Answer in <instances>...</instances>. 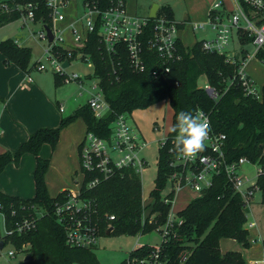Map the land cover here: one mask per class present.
<instances>
[{
    "label": "trees",
    "instance_id": "16d2710c",
    "mask_svg": "<svg viewBox=\"0 0 264 264\" xmlns=\"http://www.w3.org/2000/svg\"><path fill=\"white\" fill-rule=\"evenodd\" d=\"M20 1L36 5L34 22L52 28L46 0H13L14 3ZM115 1L117 0H91L101 11L109 8ZM156 14L173 19L168 6H159ZM210 14L211 12L208 13L209 16ZM17 18L15 10L0 13V27ZM52 49L60 54L61 59L69 62L78 58L87 59L92 66V73L85 78L97 82L109 110L97 118L85 104L72 115L61 118L56 127L37 128L15 151L0 154V173L8 164H18L24 154H30L35 159L32 173L33 197L24 199L0 191V207L6 216L7 229L14 228L22 217L35 216L32 207L43 210L32 229L22 234L2 236L4 246L10 244L28 256L23 264H100L94 253L95 248H76L66 243L63 228L53 211L55 202L61 201L68 190H62L52 198L48 195L44 182L49 159L41 156L43 145H48L53 150L60 131L77 118L83 120L86 132L104 138L109 136L110 125L116 116L131 114L135 109L165 99L172 110V126L176 113L180 110H200L208 115L212 130L225 135V155L228 162L245 157L264 168V81L259 98L247 94L239 79V64L226 63L224 55L205 51L201 40L196 41L191 48L178 42L180 58L169 65L167 73L159 77L151 74L154 69H164L155 54L144 48L146 69L141 73L135 72L130 66L125 48L119 46L116 53L107 52L100 43L97 30L88 35L85 46L79 50L69 52L57 45H53ZM0 51L6 60L20 69L25 71L28 68L29 48L19 47L14 41L7 39L0 42ZM255 58L264 65V50H259ZM55 77V85L62 83L60 76ZM201 77L216 92V97L208 95L198 85ZM169 133L175 134L171 130ZM168 159L167 151L161 149L155 185L150 191L154 200L146 218H143L140 175L132 168L116 170L113 175L92 188L86 187L92 175L85 173L80 194L91 202L100 236L105 235L108 229H111L112 235L145 234L159 230L164 225L170 206L160 200V192L170 173ZM259 185L264 186V177L259 180ZM260 197L261 204H264V193ZM21 206L28 209L21 210ZM12 210L16 212L15 216H11ZM154 213L155 216L150 220L149 217ZM109 216L114 218L109 219ZM176 217L181 220V224L174 226L173 238L163 244L161 252L168 264H245L240 252H220L221 239L235 240L243 248L250 246L244 203L239 194L227 184L223 175L216 177L213 185L187 203L177 212ZM262 249L264 264V240ZM151 251V246L143 245L142 248L131 251L129 256H144ZM183 255L186 256L184 261L181 260ZM120 264H124V260Z\"/></svg>",
    "mask_w": 264,
    "mask_h": 264
},
{
    "label": "built area",
    "instance_id": "2783aa9c",
    "mask_svg": "<svg viewBox=\"0 0 264 264\" xmlns=\"http://www.w3.org/2000/svg\"><path fill=\"white\" fill-rule=\"evenodd\" d=\"M69 1L46 0L49 17L52 21L50 30L53 34V41L48 42V47L44 52L47 62L36 65L39 71L49 70L60 76L63 83L77 82L78 86L83 88L84 81L88 80L86 78L82 79L74 72L67 74L66 70L70 62L56 55L52 47L57 45L69 52L79 50L85 46L88 35L95 30L99 32L100 43L107 52L116 53L119 46L125 48L130 66L135 72L141 73L146 69L143 56L144 48L155 54L164 68L154 69L151 72L153 77H159L167 73L169 65L180 58L177 44L181 42L178 37L181 24L173 19H168L164 15L155 14L151 19L148 16L140 18L129 15L125 0L115 1L103 11L91 0L90 2L89 0H82L79 10L81 12L77 14L75 20L78 27L74 24L71 25V42H65L62 29L57 26V22L64 19L63 10ZM35 8L36 5L31 2L20 1L14 3L13 0L0 2V13L15 10L23 25L34 22ZM209 12L211 14L208 15V21L205 24H195L192 27L194 30L207 27L211 34L210 37L201 40L202 48L207 52L224 55L226 63L239 64L238 75L246 93L259 98L261 90L257 89L255 82L244 71V68L250 56L255 57L259 50H264V0H233V9L231 10H227L224 0H215ZM39 35L47 40L42 25ZM246 39H249V41L246 42ZM248 44L254 49L252 55L245 49V45ZM76 60L88 62L86 58ZM66 61L68 66L64 67L63 64ZM91 81H93V84L86 104L92 110L94 116L99 118L109 110V107L97 82L95 80ZM203 88L208 95L216 97V92L209 85L206 84ZM2 109L3 105H0V113ZM59 110L62 111V107ZM205 116L207 117L209 134L204 150L195 159L185 158L177 148L174 139L175 134L171 135L170 131L158 141L157 161L161 149L166 150L169 156L167 162L170 173L166 182L171 184V191L160 199L163 204L170 206L169 213L166 222L159 229L162 236L159 244L151 246L152 251L144 256H129L128 254L124 259V264H168V260L161 255L162 247L163 244L173 238L174 226L181 224V220L176 217L177 212L175 214L171 213V206L173 198L177 194L176 192L187 188L199 196L213 185L216 177L223 175L227 184L241 197L244 208L253 203L255 195L261 196L264 193V186L259 185V180L264 177V168L251 163L245 157L228 162L225 155L226 137L224 134L212 130L209 117L207 114ZM1 135L2 130L0 129ZM145 147V141L135 127L128 122L127 115L116 116V119L110 125L108 137L102 138L90 132L85 133L79 149V174L81 176L79 183L75 184V190H68L61 201L55 202L53 211L58 223L63 228L65 240L69 246L93 249L100 237L99 225L94 219L91 202L82 198L80 194L85 173L92 175L86 183L87 188L96 186L101 180L113 175L116 170L124 168H132L140 175L147 166L146 160L141 155ZM243 163L254 167L253 178L240 174ZM151 204H146L142 194L143 218H146L149 214ZM26 209L28 208L21 206V210ZM32 209L35 216L22 217L14 228L7 229L5 226L6 216L0 207V224H3L5 228V233L3 235L0 233V243L3 242L2 249L5 247L4 235L22 234L34 227L35 220L43 214V210L36 207H32ZM15 215L16 212L12 210L11 216ZM113 218V216H109V219ZM246 224H248L247 227L251 228L255 227L256 223L252 220L250 222L246 221ZM6 246L9 247L8 258H14L17 254H22L23 261L20 264H23L25 253L17 251L10 244ZM142 246V244L138 245L135 249L142 248ZM2 249H0V252ZM185 258L186 256L183 255L181 260L184 261Z\"/></svg>",
    "mask_w": 264,
    "mask_h": 264
},
{
    "label": "rangeland",
    "instance_id": "374dc122",
    "mask_svg": "<svg viewBox=\"0 0 264 264\" xmlns=\"http://www.w3.org/2000/svg\"><path fill=\"white\" fill-rule=\"evenodd\" d=\"M81 1L70 0L68 6L63 10L64 13L65 11L69 14L72 13L73 9H75V4L81 7ZM230 1L232 4V0ZM125 2L128 14H135L140 18L147 17L153 5L168 6L171 10L173 20L178 23L183 22L186 15L189 17L191 23H206V10L208 7L211 8L213 4V0H125ZM62 21L58 22L62 23ZM40 30L41 24L39 22H29L27 25H23L19 18L10 22L8 25L0 27V42L4 38H8L12 41H17L20 44L19 47H27L30 49V58L28 68L26 69L28 71H24L14 63L6 60L5 55L0 51V75L2 73L1 70L12 68L20 74L12 78V80L21 79V84L17 88V92L13 94L14 96L20 97L19 100L14 99L13 103L17 118L9 114H4L7 119L4 116L2 117V120H5L7 125H3L5 135L3 134L0 137V149L4 148L5 151L8 149L11 152L15 151L18 145L29 136L28 130L32 129L29 126L30 122L33 125L34 123L36 125L39 124L38 126L41 127H56L61 118L72 115L77 108L84 106L89 98V92H91V85L93 84L91 80L86 79L88 81H84L83 88H80L77 82H62L55 85L54 79H56V75L53 72L49 70L39 71L36 68L38 63L47 62L44 52L49 44L46 39L40 37ZM206 36L210 37L207 27L193 30V32H186L183 39L187 45H190L204 37L206 38ZM67 39H65V42H68ZM235 46L237 45L235 44ZM245 49L250 55L253 54L254 49L250 44L245 45ZM54 53L60 56V54L56 53V50ZM245 68L244 71L255 79L257 89L260 90L264 80V65L255 57L250 56L245 63ZM66 72L67 74L71 72L77 73L82 79H85L86 75L92 73V66L88 62L75 59L70 62ZM9 74L11 75V73ZM27 74L32 79L31 83L26 81ZM198 85L200 87L206 85L204 77L199 79ZM59 105L62 107V111L59 110ZM127 120L135 127L146 143V147L143 149L141 155L146 160L147 166L140 174V182L143 198L146 204H151L154 198L150 195V191L154 188L155 178L157 176L158 141L172 128L171 108L168 101L165 99L159 100L147 107L133 110L131 114H127ZM66 146L67 148L64 151H61L53 157L56 167H52L48 173V178L50 179V194L55 193L60 187L61 182L59 176L61 173L57 169L61 168L65 170L66 165L70 164V148L68 145ZM43 148L42 153L44 156L52 151L48 145H45ZM22 158L19 164L10 163L0 173V191L9 195L18 194L26 199L34 195V182L32 178L34 157L25 154ZM50 161H52V157ZM254 172L255 169L250 164L243 163L241 165V175L253 178ZM53 184L56 185L53 186ZM170 191L171 184L166 182L160 192V197L165 196ZM176 193L171 206L172 214L182 210L187 203L197 196L195 192L187 188ZM260 200V195H255L253 203L247 208H244L247 221L254 220L260 234L259 242L255 244L251 243L248 248H244L247 250L246 257H250L248 261H252V264L261 258L262 239L264 240V204H261ZM145 213L147 214V211ZM153 216H155V213L149 217L150 220ZM249 230V235L252 238L257 236L255 229ZM0 233L1 235L5 233L3 224H0ZM161 237L159 230L135 235H102L97 240L94 253L100 264H120L128 256L129 252L138 245L157 246L161 241ZM226 244L223 245L224 249H226ZM8 250V246H5L1 250L0 264L22 263V254H17L14 258H8Z\"/></svg>",
    "mask_w": 264,
    "mask_h": 264
},
{
    "label": "crops",
    "instance_id": "0c3cea01",
    "mask_svg": "<svg viewBox=\"0 0 264 264\" xmlns=\"http://www.w3.org/2000/svg\"><path fill=\"white\" fill-rule=\"evenodd\" d=\"M214 1L215 0H213V2ZM224 4H225L227 10L233 9V0H232V4H231V1L229 2V0H224ZM67 6H68V4H67ZM74 6H75L74 7L75 9H73V12L72 13L69 14L68 12L65 11V13H64V19H63L62 23L57 22V26L60 29H63L64 30V31L62 30L64 32L63 33L64 39H67L69 37V39H67L68 43L71 42V31H70L71 30V25L74 24L76 27H78L77 23H75V20H76L77 14L81 12V11H79L80 10V7H78L77 4H75ZM158 8H159V6H158ZM150 10H151V8H150ZM150 10H149V13H148V17H149V14H150ZM209 10H210V7H208L207 10H206V22L208 21V13H209ZM129 15H133L134 16L135 14H129ZM180 24H181V30H180V32L178 34V37H179V39H180V41H181V43H182V45L184 47L191 48L196 41L193 42L190 45H187L185 43V40L183 39L184 38V34L186 32H190V31L193 32L194 29H192V27L195 24H201V23H191L190 20H189V17L186 15L184 17V19H183V22H180ZM203 24H205V23H203ZM208 34H209V36H211V34H210L209 31H208ZM206 37H208V36H206ZM7 39L8 38H4L2 41L7 40ZM14 42L18 46H20V44L17 41H14ZM246 68H247V66H246ZM25 71H28V70H25ZM1 72L2 73L0 75V105H3V109H2V111L0 113V129L2 130V135L1 136H3V134L5 135V131H4L3 125L4 126L7 125V122L5 120H2V117L4 116V114L13 115L15 118H17L16 115H15L16 110L14 109V106H13L14 104L13 103H14V99L15 100H19L20 97L19 96H14L13 94L15 92H17V88L21 84V79L20 80L19 79H16V80L13 79L12 80V78L17 77V76L20 75V74H18V72L16 70H14L12 68H5L4 70H1ZM9 73H11V75ZM248 75L251 78H253L250 74H248ZM26 81L28 83H31L32 82V79L29 77L28 74L26 75ZM54 81H55V79H54ZM253 81L255 82V79L254 78H253ZM256 85H257V83H256ZM59 108H60V105H59ZM1 114H2V116H1ZM171 115H172V110H171ZM4 118L7 119L5 116H4ZM38 118H40V117H38ZM35 119H37V118H35ZM38 125H36V123H34V125H33V123L30 122L29 123V126L32 129L28 130L29 131V134L32 133L37 128H40L41 127V126H38ZM85 133H86V126H85L83 120L81 118H77L74 121H72L71 123H69L68 125H66L60 131V134H59V137H58V141H57L54 149L52 151H50L45 156L42 153V151L44 149L43 147L45 146V145H43L42 150H41V156L49 159L48 169H47V171L45 173V176H44V182H45V185H46V189H47L48 195L50 197L53 198V197L57 196L58 193L61 192L62 190H75L76 189V185L75 184L79 183V180L81 178V176L79 174V145L81 144ZM66 138H67V141H66ZM24 141H22V142H24ZM66 145H68L69 148H70L69 149V161H70V164L69 165H66L65 170L64 169H61V168H58L57 169L58 172L61 173V175L59 176L60 177V182H61L60 183V187L58 188L57 191H55V193L50 194V192H49V189H50V179L48 178V176H49L48 173H49V171H51L52 167H56L55 166V163L53 161V157L55 155L59 154L61 151H64L67 148ZM0 150H1L0 154L4 153L6 151H9V149L5 151L4 148H2ZM24 155H22L20 157V160H21V158ZM27 155H30V154H27ZM51 157H52V161H50ZM22 159H24V158H22ZM18 164H19V162H18ZM34 167H35V159H34V166H33V168ZM55 185L56 184H53V186H55ZM5 194H7V193H5ZM12 196H18L20 198H23L22 196H20L18 194L12 195ZM247 225L248 224H246V227H247ZM247 229H248L249 234H250V230L249 229H255L257 231V236L256 237L252 238V236L250 235V244L251 243L252 244H255V243L259 242V236H260V234H259V232L257 230L256 224H255V227H251V228L247 227ZM225 244H226V249L223 248V245H225ZM219 247H220V251H221L222 254H224L227 251H237V252H240L241 255L243 256V258L246 260V261L244 260L245 261V264H252L253 263L252 261H248V259L250 257H246L247 250H245L235 240H232V239H221L219 241ZM254 264H263V249H262L261 258L259 260H256V262H254Z\"/></svg>",
    "mask_w": 264,
    "mask_h": 264
},
{
    "label": "clouds",
    "instance_id": "9594fccd",
    "mask_svg": "<svg viewBox=\"0 0 264 264\" xmlns=\"http://www.w3.org/2000/svg\"><path fill=\"white\" fill-rule=\"evenodd\" d=\"M171 131L175 133L178 150L185 158L195 159L205 148L209 134L207 117L202 111L180 110Z\"/></svg>",
    "mask_w": 264,
    "mask_h": 264
},
{
    "label": "water",
    "instance_id": "95a60500",
    "mask_svg": "<svg viewBox=\"0 0 264 264\" xmlns=\"http://www.w3.org/2000/svg\"><path fill=\"white\" fill-rule=\"evenodd\" d=\"M157 10H158V5H153L152 8H151V10H150L149 17L153 18L155 16ZM43 28H44V30L46 32V38H47L48 42L49 43L52 42L53 41L52 31L47 26H44ZM63 66L64 67H67L68 66V62L67 61L64 62ZM110 232H111V229L106 230L105 235H109ZM2 247H3V242L0 243V249H2ZM26 260H28V256H25L24 257V261H26Z\"/></svg>",
    "mask_w": 264,
    "mask_h": 264
}]
</instances>
